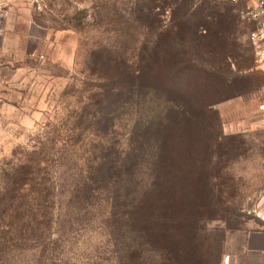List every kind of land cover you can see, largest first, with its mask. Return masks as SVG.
Instances as JSON below:
<instances>
[{"label": "rangeland", "instance_id": "obj_1", "mask_svg": "<svg viewBox=\"0 0 264 264\" xmlns=\"http://www.w3.org/2000/svg\"><path fill=\"white\" fill-rule=\"evenodd\" d=\"M155 4L151 0H0V166L14 156V150L31 147L54 133L66 134L57 126L75 114L65 106L74 109L81 98L75 78L83 58L79 53L77 59L81 40L77 29L90 25L91 37L98 25L124 20L138 25L136 15L122 14V9ZM248 7L239 1L196 0L186 17L184 6L154 11L168 21L174 38L195 31L208 34L205 52L214 54L216 62L204 64H218L221 69L225 60L230 61L235 76L228 87L232 95L225 99L215 94L223 89L222 82L212 74L203 75L198 67L192 77H180L179 84L186 82L177 88V99L203 112L189 113L191 119L183 120L175 131L178 137L173 142L178 144L172 146L173 157L182 177L170 183L171 189H164L166 196L155 218L158 243L154 245L146 233L139 238L141 264H239L244 234L264 229V110L260 108L264 65L253 37L256 21L246 14ZM141 21L150 20L142 16ZM73 83L76 86L71 88ZM209 102H214L211 109ZM67 167L62 166L64 176ZM152 221L146 220L145 230ZM95 226L100 230L98 221ZM91 235L98 233L87 232L83 240ZM26 251L10 252L7 263L36 264L37 256Z\"/></svg>", "mask_w": 264, "mask_h": 264}, {"label": "trees", "instance_id": "obj_2", "mask_svg": "<svg viewBox=\"0 0 264 264\" xmlns=\"http://www.w3.org/2000/svg\"><path fill=\"white\" fill-rule=\"evenodd\" d=\"M151 1L155 6L122 9L136 15L138 25H98L91 37L90 25L77 29L81 98L76 109L65 106L75 114L57 126L66 134L14 150L0 166V264H8L10 252L26 250L37 256L36 264H141L142 235L158 243L155 218L164 189L182 177L173 157L175 131L189 113L203 112L177 99L186 82L179 84L180 77L198 67L222 82L215 94L225 99L235 73L227 60L221 69L204 64L216 62L205 52L208 34L174 38L168 21L154 13L184 6L186 17L196 0ZM142 16L150 21L142 23ZM87 232L98 235L83 240Z\"/></svg>", "mask_w": 264, "mask_h": 264}, {"label": "crops", "instance_id": "obj_3", "mask_svg": "<svg viewBox=\"0 0 264 264\" xmlns=\"http://www.w3.org/2000/svg\"><path fill=\"white\" fill-rule=\"evenodd\" d=\"M252 5V0H239ZM257 29H264V15L256 19ZM264 67V66H263ZM239 264H264V229L249 231L243 236V254H239Z\"/></svg>", "mask_w": 264, "mask_h": 264}, {"label": "built area", "instance_id": "obj_4", "mask_svg": "<svg viewBox=\"0 0 264 264\" xmlns=\"http://www.w3.org/2000/svg\"><path fill=\"white\" fill-rule=\"evenodd\" d=\"M229 1L236 2L239 0H229ZM252 1L253 4L249 5L246 14L248 15L249 18L256 20L260 18L262 15H264V0H252ZM253 37L256 44H258L260 47V50L258 52L259 61L261 62V64L264 65V47H262L261 45V43L264 42V29H260L256 31L253 34ZM260 108L264 110V102L260 105Z\"/></svg>", "mask_w": 264, "mask_h": 264}]
</instances>
